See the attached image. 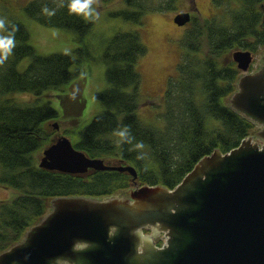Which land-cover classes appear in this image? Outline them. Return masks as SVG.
<instances>
[{
    "label": "trees",
    "instance_id": "trees-1",
    "mask_svg": "<svg viewBox=\"0 0 264 264\" xmlns=\"http://www.w3.org/2000/svg\"><path fill=\"white\" fill-rule=\"evenodd\" d=\"M240 1L242 6L231 9L226 0L219 23L214 20L191 26L187 40L197 43L189 50L195 61L191 65L180 64V79L168 83L163 97L165 110L156 112V121L161 122L159 128L143 124L137 115L142 83L138 65L147 54L140 32L117 34L108 43L102 63L107 68L109 87L96 96L103 110L80 133L81 141L74 147L89 158L118 159L119 166L125 163L134 167L135 181L117 172L69 176L38 168L36 155L50 145V135L54 134L48 133L47 125L59 118L51 104L55 97L44 103L40 100L69 85L79 75L74 68L88 55L87 49L82 48L75 52V61L63 54L39 56L29 44L26 26L14 22L19 28L15 54L0 66V186L17 195L9 202H0V255L22 241L26 232L44 218L53 200H104L124 194L135 185L172 191L200 160L214 152L225 155L251 135L252 123L228 105L240 72L231 60L222 64L221 59L225 61V56L230 58L237 51L255 54L264 48V27L260 26L264 15L260 6L264 9V0ZM43 2L53 6L52 0H34L24 9L26 19L46 28L74 33L81 43L91 33L92 23L69 15L67 8L51 18L42 15ZM178 2L123 0L130 11L117 16L141 26L146 15L175 11ZM215 3L221 6L217 0ZM26 59L30 60L28 67L19 71L18 66ZM15 94L38 99L33 105L21 104L9 98ZM63 111L62 118L66 120L70 117L66 106ZM79 112L70 120L79 117ZM123 125L130 126L136 139L146 145L144 160H137V153L127 150L129 146L121 149L115 145L113 132Z\"/></svg>",
    "mask_w": 264,
    "mask_h": 264
},
{
    "label": "water",
    "instance_id": "water-1",
    "mask_svg": "<svg viewBox=\"0 0 264 264\" xmlns=\"http://www.w3.org/2000/svg\"><path fill=\"white\" fill-rule=\"evenodd\" d=\"M190 21L183 13L173 23L184 27ZM231 59L243 75L231 105L242 116L261 120L264 71L247 75L249 52L237 51ZM52 127L59 132L56 122ZM251 140L226 155L203 158L172 191L140 189L131 194L132 205L120 199H56L52 213L1 254L0 264H264V146ZM38 168L69 176L117 172L137 179L133 167L91 159L61 135L44 149ZM147 225L167 237V249L155 251L147 243L148 251L139 253L138 232Z\"/></svg>",
    "mask_w": 264,
    "mask_h": 264
},
{
    "label": "rangeland",
    "instance_id": "rangeland-1",
    "mask_svg": "<svg viewBox=\"0 0 264 264\" xmlns=\"http://www.w3.org/2000/svg\"><path fill=\"white\" fill-rule=\"evenodd\" d=\"M32 1L34 0H0V16L6 15L13 23L20 22L26 26L30 33L29 44L35 49L37 55L49 56L53 54H62L65 47H72L74 52L82 48L87 49L88 57L85 58L83 63L78 65L79 67L76 66V68H74L75 70H79V75L60 93H47L40 100V103H44L55 97L51 101V104L59 114L57 121H53L47 125L46 129L48 133L53 132L54 134L56 132L52 127L53 123L56 122L60 127L59 132H57L55 136L54 134L50 135L49 142L51 141L52 143L58 136L65 135L72 144L80 143V133L89 126L93 119L103 110L96 96L105 92L109 87L105 77L107 68L102 62L108 43L115 35L120 33L140 32L143 42L147 47V54L140 60L138 65L142 83L141 103L137 115L143 124L159 128L161 122L156 121V112L158 113L160 110L164 112L165 110L163 97L168 83L170 84V82L173 81L177 82L180 79L178 70L180 64L190 63L191 65L192 62L194 63L195 61L194 53H191L189 50L191 46L195 48L197 43H191L187 40L188 33L192 32V30L189 27L190 32L188 31L186 33L185 29L177 27L173 23L174 18L179 14L191 10L194 12L196 23L204 25V22L213 19V15L217 14L216 6L221 11L226 9V0H217L221 6L216 5V3L214 4V0H179L176 4L177 9L175 11L165 14H148L144 17L142 25L139 26L131 22H126L121 17L117 16L120 12L130 11L124 5L123 0H100L101 17L98 21L92 23L91 33L81 43L74 33L66 30L46 28L26 19L24 9ZM229 1L231 9H233L232 6H235L234 0ZM238 1L239 0H236L237 5L242 6V2ZM201 48L203 49L202 44ZM232 54L233 53H231L230 58ZM204 55H206V53ZM230 58L229 56H225L223 58L225 61L221 59L222 64L230 62V60L232 61ZM29 63L30 60H24L18 66V70L24 71ZM241 77L242 75L240 74V78ZM73 92L76 93L75 99H72ZM235 93L236 92H234V94ZM60 96L63 98L60 99ZM232 96L228 100V105L230 107ZM9 98H13L21 104L27 105H33L38 99L27 94H15L9 96ZM65 98L68 100L63 105L62 101ZM63 106H66L70 116L66 118V120L62 118V114H64ZM78 111H80L79 117L70 120ZM259 129V127L254 128L250 137L253 138V142L259 143V146H264V141L262 139L257 140L254 138V132L260 131ZM66 130L68 133L63 134V131ZM43 151L44 150H41L36 155L37 165L42 157ZM114 160H106L105 162L110 165H118V159H116V161ZM130 192H133V189L129 192L125 191L124 194L116 197L120 198V200H126L125 198L130 196ZM16 195L17 193L15 191L0 186V202H9L13 200ZM53 202L54 200L48 204L46 217L52 213V209L54 208ZM159 239L160 237H156L155 239L152 238V241L155 242V240ZM149 244H151V242H149Z\"/></svg>",
    "mask_w": 264,
    "mask_h": 264
},
{
    "label": "clouds",
    "instance_id": "clouds-1",
    "mask_svg": "<svg viewBox=\"0 0 264 264\" xmlns=\"http://www.w3.org/2000/svg\"><path fill=\"white\" fill-rule=\"evenodd\" d=\"M52 5L43 2L41 6V14L51 18L54 17L60 9L67 8L69 15H74L82 19L85 23H95L101 17L100 0H52ZM19 31L8 16H0V66L6 64L15 54L17 47L16 33ZM64 56L71 58L73 61L77 59L76 53L72 47L63 49ZM76 98V93H72V99ZM115 145L123 149L125 145L129 146V152H136L137 160H144L146 157V145L143 141H138L133 135L130 126H120L113 132ZM115 230H113L114 232Z\"/></svg>",
    "mask_w": 264,
    "mask_h": 264
},
{
    "label": "flooded vegetation",
    "instance_id": "flooded-vegetation-1",
    "mask_svg": "<svg viewBox=\"0 0 264 264\" xmlns=\"http://www.w3.org/2000/svg\"><path fill=\"white\" fill-rule=\"evenodd\" d=\"M240 1V0H239ZM238 1V2H239ZM213 2V1H212ZM214 4H215V0H214V2H213ZM232 3V2H231ZM234 5L236 6H232V8L233 9H237V8H239L240 6L239 5H237V2H236V0H234ZM261 7V14H264V9H263V7L262 6H260ZM220 8V7H219ZM216 10H217V14L215 15H213V19H211V20H209L208 22L209 23H212V22H214V20H216V24L217 23H219L220 21V17L223 15V12L224 11H221V10H219L218 9V7L216 6ZM186 13H189L190 14V16H191V21H190V23H188L187 25H185L184 27H181V28H183V29H185V32L187 33L188 31H189V29L191 28V26L193 25V24H195L196 23V19H195V16H194V12L193 11H191V10H189V11H186ZM263 24H264V15H263ZM262 24V22H261V24H260V26L261 27H264V25ZM190 27V28H189ZM252 55V64H251V66H250V68H249V70H248V73H247V75H253V74H255L256 75V73L257 74H259V73H261L262 71H264V48H260L255 54H251ZM240 74H241V72H240ZM242 75V74H241ZM243 76V75H242ZM239 79H240V76H239ZM239 79H238V81H239ZM238 81H237V84H236V89H235V91L237 90V85H238ZM254 100V99H253ZM261 100L264 102V91H263V93H262V95H261ZM246 120H248V121H250L251 123H252V125H253V127L254 128H256V127H259L260 129V131H258V132H254L255 133V139H259V140H261V137H262V135L264 134V118H262L261 120H252V119H248L247 117H244ZM81 141V140H80ZM251 142L253 143V138H252V140H251ZM253 144H255V143H253ZM123 166H126V164L125 163H123L122 164ZM132 167V166H131ZM134 168V167H133ZM130 177V176H129ZM133 180V179H132ZM146 187V186H145ZM143 187H139L138 185H135V186H133V192H130L131 194H138V191L140 190V189H142ZM155 188V187H154ZM132 189H130V190H132ZM129 190V191H130ZM128 191V192H129ZM131 194H130V196L129 197H127V198H125L126 200H124V199H122V201H124V202H127L129 205H132L134 202H133V200H131L132 198H131ZM111 199H120V198H117V197H112V198H108V199H106V200H101V201H97V202H99V203H103V202H106V201H109V200H111ZM131 200V201H130ZM42 221V220H41ZM41 223V222H40ZM39 223V224H40ZM138 237H139V239H140V241H141V243H143V246H142V248H140L139 249V253H141V254H144V251L146 252V251H148L147 249H148V245H147V243H149V242H151V245H152V248H153V250H155V251H164L165 249H167L168 248V246H166V241H163V240H161V239H159V240H155V242H153L152 241V238H156V237H164V234L163 233H160V234H158L157 232H155L154 230H153V228L150 226V225H147V227H144V228H142L139 232H138ZM25 238V237H24ZM24 238H23V240H24ZM138 239V240H139ZM22 240V241H23ZM130 240V239H129ZM131 240H133L132 238H131ZM22 243V242H21ZM134 244V243H133ZM77 247H79L80 249L81 248H84L85 247V245L84 244H82V245H79V246H77ZM176 250H178V246H177V248H176ZM62 263H64V262H58V263H56V264H62ZM132 263H134V262H132V261H129V263L128 264H132ZM81 264V263H80Z\"/></svg>",
    "mask_w": 264,
    "mask_h": 264
},
{
    "label": "crops",
    "instance_id": "crops-1",
    "mask_svg": "<svg viewBox=\"0 0 264 264\" xmlns=\"http://www.w3.org/2000/svg\"><path fill=\"white\" fill-rule=\"evenodd\" d=\"M238 92V86H237V90H236V93ZM232 107V105H231ZM232 110H234L235 112H237L238 110L236 108H234V106L232 107Z\"/></svg>",
    "mask_w": 264,
    "mask_h": 264
}]
</instances>
